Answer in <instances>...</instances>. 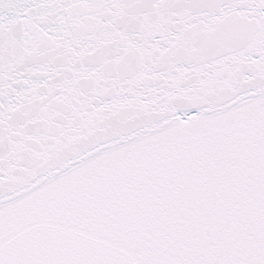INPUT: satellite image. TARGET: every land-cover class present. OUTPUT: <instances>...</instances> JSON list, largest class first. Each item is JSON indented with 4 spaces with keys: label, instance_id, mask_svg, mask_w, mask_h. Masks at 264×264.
I'll list each match as a JSON object with an SVG mask.
<instances>
[{
    "label": "snow or ice",
    "instance_id": "6c2138e0",
    "mask_svg": "<svg viewBox=\"0 0 264 264\" xmlns=\"http://www.w3.org/2000/svg\"><path fill=\"white\" fill-rule=\"evenodd\" d=\"M0 264H264V0H0Z\"/></svg>",
    "mask_w": 264,
    "mask_h": 264
}]
</instances>
